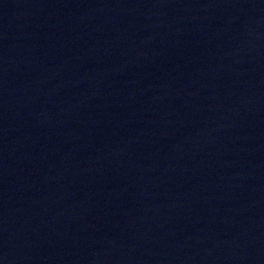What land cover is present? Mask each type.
Segmentation results:
<instances>
[{
	"label": "water",
	"instance_id": "1",
	"mask_svg": "<svg viewBox=\"0 0 264 264\" xmlns=\"http://www.w3.org/2000/svg\"><path fill=\"white\" fill-rule=\"evenodd\" d=\"M0 264H264V0H0Z\"/></svg>",
	"mask_w": 264,
	"mask_h": 264
}]
</instances>
